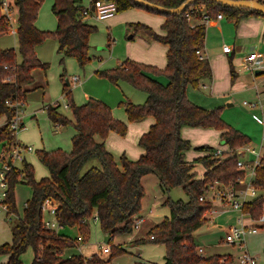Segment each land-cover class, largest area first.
Listing matches in <instances>:
<instances>
[{
	"label": "trees",
	"instance_id": "1",
	"mask_svg": "<svg viewBox=\"0 0 264 264\" xmlns=\"http://www.w3.org/2000/svg\"><path fill=\"white\" fill-rule=\"evenodd\" d=\"M43 1L16 0L21 60H17L13 48H0V116L6 117L5 123L0 126V143L7 151L15 144V137L8 123L15 108L6 101L13 103L24 100L28 91L26 86L32 82V69H46L47 66L37 58L35 45L50 35L58 42L57 52L62 55L60 62L63 63L65 56L74 57L82 67L90 60L88 40L96 27L82 21L83 6L80 5V0H54L51 10L57 18V25L53 32L38 30L34 25ZM110 1L115 2L116 11L135 7L164 16L161 25L164 34H159L142 23L131 24L135 32H145L155 41L167 46L166 65L163 69L125 59L117 67L97 71L112 82L125 80L147 93L143 103L123 104L129 122L139 121L147 116L155 119L149 130L138 139V144L144 148V154L136 160L121 155L118 166L104 143L96 141L95 136L104 139L111 131L124 136L126 122L114 118L110 107L99 99L89 98L85 103L76 105L68 80L64 79L62 93L67 98L72 118L58 111L59 104L48 105L46 112L54 126L71 125L75 129L76 133L71 137L72 149L70 152L60 149L49 151L44 148L36 150L38 160L49 172L48 176L38 180L34 177L33 167L26 160L22 161L20 170L12 168L8 172L7 217L18 216L13 190L17 183L29 185L31 195L25 201L22 216L17 217L12 225L11 243L0 244V256L9 255L8 261L0 264H22L20 256L27 248L33 253L30 264H101V259L95 254L89 258L82 255L62 257L65 249L75 246L77 237H67L44 225L41 208L43 201L46 198L55 200L57 207L54 219L57 225L76 227L82 238L89 233V218L96 215L100 229L111 241L115 235L133 231V217L140 212L141 198L144 195L141 179L150 173L158 177L165 191L182 186L188 199H166L165 202L170 205V216L151 227L148 236L153 235V238H142L135 242L163 244L164 261L159 264H229L233 261L231 255L203 256L198 253L192 235L207 221L205 212L212 207L210 202L200 201L199 197L209 183H232L244 175V170L237 166L235 150L248 144L250 139L221 119L220 106L204 108L186 96L188 85L197 87L200 80L211 77L208 60L200 58L196 53L203 48L205 24L191 25L186 14L195 8L196 12H191V15L201 16L200 10H203L212 19L222 13L227 18H235V23L245 16L264 17V14L254 9L208 0L194 1L180 12H165L134 0ZM144 1L165 8H175L184 0ZM257 1L264 4V0ZM9 29V20L0 16V36ZM149 71L164 74L167 83L161 84L150 78L145 74ZM230 73L232 78L235 77L232 66ZM182 126L219 130L220 138L228 149L220 155H213L211 146L202 145L198 149L206 154L188 161L185 159V151L190 148V142L181 137ZM92 159H97L100 166L92 165L82 172L84 165ZM194 163H200L205 168L201 177L196 176ZM255 183L264 188V157L256 167ZM263 206L264 196L258 195L243 204L242 212L249 214L251 218H258ZM110 250L109 259L126 252L120 246L111 245Z\"/></svg>",
	"mask_w": 264,
	"mask_h": 264
},
{
	"label": "rangeland",
	"instance_id": "2",
	"mask_svg": "<svg viewBox=\"0 0 264 264\" xmlns=\"http://www.w3.org/2000/svg\"><path fill=\"white\" fill-rule=\"evenodd\" d=\"M91 2L92 0H83L84 6L86 8L90 6ZM50 3L51 0H45L41 3L39 16L36 20L37 26L40 29L43 28L42 30L45 32H53L57 24L56 16L50 9ZM17 10L18 7L15 1L13 10L10 13V19L12 23H10V29L8 30L9 32L0 37V46L3 48H13L16 51L17 60L20 61L21 56L19 53V42L17 35V28L19 25L17 21ZM127 10L131 11L129 16L134 15L136 13L135 11L141 10L142 13H146V15L150 17H159L157 16L159 14H154L144 9L135 7L116 11L115 17H117L119 13L128 12ZM102 22L103 21H96V23H94L98 30L96 28V30L93 32L92 39L89 41L91 52L93 53L94 57H92L82 67L78 64L77 60L74 57H66L63 60V63L60 62L61 56H58L59 53L57 52V40L50 35L46 36L40 43L36 44L34 47L37 58L43 61L42 63H45L47 66L46 69H43L42 67H35L31 71V75H35V80L33 79L35 81L34 84L40 86L39 88H36L34 91L29 92V94L26 93L27 95H25L24 106L20 114V118L23 116L21 120L23 122V125L25 126V130H19L16 137L22 143L27 144V146H30L32 148V151L25 152L24 156L26 162L30 163L33 167L34 177L36 179H39L40 177H46L49 174L47 168L38 160L35 152L36 150L45 148L49 151L60 149L65 152H70L72 149L71 135L73 129L71 125L54 128L50 120L48 119L46 108L44 107L49 104L58 102L61 105L60 111L67 117L72 118V112L69 106L64 107L65 104H68L66 96L62 93L63 81H65L64 79H68L69 81V88L71 90L72 99L76 105L86 101L83 100V91L88 92L89 95L91 97H94L95 99L101 100L102 97L108 98V100L112 102L113 105H115L116 112L122 114H125L123 107V102L125 101V99H122V101L119 102L115 101V92L120 93L121 95L124 94V92L126 94H131L132 96L139 95L142 101H132L133 103L139 104L143 103L146 100V92L144 93V91H142L141 89L133 87L129 82L120 80L115 83L109 80L107 77L97 73V71L117 67L118 64L126 58L125 55L124 59H120L115 54L123 50V44L127 42L126 36L130 34L126 33V29L124 28V26L117 25L116 27L109 28L106 27L105 23ZM227 22H229V19H227V17H224V19L219 21L218 27H209L207 25L206 28L209 35V38H207V42H210V40H212L213 43L215 41L218 42L222 38V40H224L228 44H234V39L236 38V28L232 22H229V24H227L228 26L225 27L224 23ZM124 23L125 22H123V24ZM205 24H207V22H205ZM160 26L161 25H159V28ZM12 29H15V37L10 34V30L12 31ZM214 37L216 38L215 41L213 40ZM112 38L115 39V44H117L114 47L111 44ZM236 40V44L238 45H244L245 43H248L247 37H241L239 39L237 38ZM149 72L155 76L161 77V81H164L165 83L166 81H168L167 77L164 74L156 73L154 71ZM61 74H63L62 78L60 77ZM72 75L79 76L78 83H71L70 79ZM254 78H256L257 80L256 83H259L264 80V73L257 75ZM42 84L44 85V88L41 87ZM201 84L202 83H199L197 87H192L189 85L186 87V92L188 94L191 93L189 97L193 98V95H198L199 97L205 99L206 102L203 104V107L205 108L220 106L222 108L220 110V116L226 124H228L232 128L238 129L239 131L247 135L250 138L251 145H253L256 149H258L259 144L262 141L264 147V133L262 124L260 122L261 109L259 106L249 107L247 104L243 103L244 101L247 103H253L259 100L263 103L264 109V99H262L264 98V95L262 94L260 96V99H258L259 97L256 95V91L253 87L243 86L242 88H244V90L239 89L238 91L233 93L230 98L226 100L221 99L219 102L213 103L211 99L207 98V90L202 89ZM260 87L261 86L259 83V89ZM125 88L128 89V92L125 90ZM112 94L114 95V97ZM193 102L196 103L197 101ZM115 118L119 119L116 116ZM3 121L4 118L0 116V124ZM127 122L129 121L127 120ZM189 128H191V131H194L191 132V149L187 150L189 153V157L187 158L190 161L193 160V157L195 156L194 153L198 154V152H201L200 149L192 148L195 144L207 142L205 144H209L210 146H217V148L221 147V145L224 144L221 138H219L218 132H213L216 131L214 129H210V131L208 130L209 128L205 129L203 127L197 128L200 130L192 129L194 127ZM199 134H203L201 139L198 136ZM126 135L129 136V142L131 143L133 131H131L130 128ZM1 152L2 144L0 143V157L2 154ZM263 154L264 151L262 152L261 157L263 156ZM254 159V157L251 158V160ZM116 160L119 162V157H116ZM14 165L20 170L22 167V161L17 160ZM92 165L99 167L100 163L97 159L89 160L84 165L82 172H84ZM194 168L196 170V175L201 176L200 174L203 170V167L199 163H195ZM142 186L144 189V195L141 198L140 211L142 214L148 213L149 219L156 224L159 223L163 218L170 216V205L165 202L166 199L169 198L171 201H176L177 199L186 201L188 199V196L182 186H176L171 188L169 191H165L162 188L157 176L152 173L143 177ZM13 190L18 216L10 215L9 217H6V213H4L3 211L0 212V244L11 243L12 225L17 217L22 216L24 203L30 197L31 193L29 185L25 183H17L14 186ZM263 213L264 212L262 207L261 214L259 216H261ZM205 215L208 220L202 226L196 229L192 235L193 241L197 246L196 248H202L204 252L202 253L203 255L205 253H216L221 255L231 254L234 260L229 264H239L237 256L240 254L241 250H239L238 247L233 244L226 243L224 239L226 229H228L229 226L237 224V219L241 216V211L223 207L220 203L215 202L212 207L205 212ZM43 218L55 221L54 217L47 212H43ZM259 224L261 223L255 222L251 225L260 226ZM53 229L56 230L59 234L63 233L67 237L75 236L77 234L76 230L71 232L69 228L59 227L58 225L53 226ZM89 229H91V231L89 233L90 236L88 237V242H90L91 251L96 250L100 245L109 244V246H120V244H122L121 240L127 238L115 236L111 241H109L110 237L100 229L98 220H94L93 216L89 218ZM244 241L245 247L242 250H247L249 255L256 259L257 264H264V227H258L257 233L246 234ZM139 250H141V252L143 250L144 259L157 262H161V260H163V255L165 254V247L163 244L151 242H147L145 246H143V249H141L140 246ZM83 253L87 252L84 251ZM136 253L137 251H126L120 255H117L112 258V264H130L131 262H133ZM32 255V250L28 248L21 255L22 264H30L32 261ZM8 258V254H3L2 256H0V262L5 263L8 261ZM106 263H108V260H105L101 264Z\"/></svg>",
	"mask_w": 264,
	"mask_h": 264
},
{
	"label": "crops",
	"instance_id": "3",
	"mask_svg": "<svg viewBox=\"0 0 264 264\" xmlns=\"http://www.w3.org/2000/svg\"><path fill=\"white\" fill-rule=\"evenodd\" d=\"M8 1L10 2L11 0H8ZM53 2H54V0H51L50 9L52 8ZM80 5L83 6L82 18H81L82 21H84L90 25H94L95 27H96V25L94 23H96V21L97 22L103 21L102 23H105V26L109 27V28H113V27H116L117 25H120V26H124L127 34L130 33L129 35H131L130 36L131 38H129V35L126 36L127 42H125L123 44V50L118 52L117 54H115L117 57H119L120 59H122V58L124 59L125 58L124 56L126 55L125 59H131L133 61L145 64V65H149V66H152V67H155L158 69H162L165 67L167 46L158 42V41H155L145 32H142V31L135 32V30L131 26V24H133V23H142L144 25H147V26L153 28L157 33L164 34V31L161 29V26L159 28V25H162V23L164 21L163 15L159 14V15H157L159 17H150V16L146 15V13H142L140 10V11H135L136 13L134 15L129 16L131 11L127 10L128 12L119 13L117 17H115V13H114V15L111 17H108V18L103 19V20H98V19L94 18L88 12L89 10H91L92 2L90 3V6L86 8L84 6L83 0H80ZM40 7L38 10L36 20L39 16ZM200 12H201V16L199 14L192 15V17L190 19L191 25L197 24V23L205 24V21L202 19V15L204 14V12H203V10H200ZM154 14H156V13H154ZM224 17L225 16L223 15L222 18H220V19L212 18L207 22V24H205V36H204V40H203V48L200 50L199 55L201 58H205L208 60V63L210 65V69H211V77L210 78H203L202 80H200L199 83H202L201 88L204 90H207L206 96H207V98L211 99L213 103H217L221 99L226 100V99L230 98V96L233 93H235L236 91H238L239 89L244 90V88H242L243 86L253 87L256 91V95L259 97L258 99H260V96L262 94L264 95V80L259 82L260 86H261L259 89V83H256L257 80L254 77L257 75H260V74L251 73L249 70L244 68L243 67V59H244L245 55L248 54L249 52H251L252 50H256V51H260V52L264 53V17L249 15V16H245V17L240 18L237 23H235V18H231V19L227 18V19H229V22H232L236 28V30H235L236 38L234 39V41H235L234 44L230 45L227 42H225L224 40H222V38H221V40H219L217 42V41H215V39H216L215 37L213 39L215 41L214 43L212 42V40H210V42H207V38H209V35L207 33L206 26L208 25L209 27H218L219 21L224 19ZM36 20L34 22L35 27L38 30L43 31L42 30L43 28L40 29L37 26ZM123 22H125V23L123 24ZM229 22L224 23V26L225 27L228 26L227 24H229ZM97 30H98V28H97ZM10 32H11L10 34L13 37H15V34H16L15 29H12V31L10 30ZM92 37H93V32L89 36V40H88L89 48L91 47L89 41L92 39ZM241 37H247L248 43H245L244 45L236 44V42H237L236 39L237 38L239 39ZM115 43H116L115 39L112 38L111 44L113 45V47L117 45ZM224 44L229 45L231 47L230 52H224L222 50V46ZM112 45H110V46H112ZM57 47H58V42H57ZM0 48L5 49L1 46H0ZM89 48H88V55L91 59L92 57H94V55L91 52V48L90 49ZM113 51H114V48H113ZM58 56H62V55L58 54ZM66 57L67 56L63 57V60ZM209 57H210V59H209ZM41 62H43V61H41ZM120 63L118 64V66L120 65ZM231 66L233 67V71L235 73V77H233V78H232V75L230 73V67ZM145 74L147 76H149L150 78L160 82L161 84L167 83V81H166V83L164 81H161V79H160L161 77L155 76V75L151 74L150 72H145ZM73 76L77 77V81L72 80ZM72 77L70 79L72 84L79 82V76L78 75H72ZM33 79L35 80V75L34 76L32 75V81L33 82L29 83L26 86V88L28 89L27 94H29V92H31V91H34L36 88H39V86H40V85L38 86V85L34 84L35 81ZM68 84H69V81H68ZM43 86L44 85L42 84L41 87H43ZM125 90L128 92L127 88H125ZM145 94H146V98H147V93H145ZM189 95H191V93L188 94L186 92V96L189 99H192L191 100L192 102L197 101L196 102L197 104L195 102H193V103H195L196 105H199V106L202 105L201 107H203V104L206 102L205 99H203L202 97H199L198 95H196V96L193 95V98H190ZM82 96H83V100H86V101L89 98H94V97H91L89 95V93L85 92V91H83ZM113 97H114V95H113ZM115 97H114L115 101H118V102L122 101V99H125V101L123 103L132 102V101L133 102L142 101L141 97L139 95H133L132 96L131 94H126L125 92L122 95L120 93L115 92ZM102 99H101V101H103L106 105H108L110 107L111 113H112L114 118L116 116L119 118L118 120L127 122L126 114H122L119 112L117 113L116 109H115V105H113L112 102H110L108 100V98L102 97ZM262 99H264V98H262ZM86 101H84L83 103H85ZM83 103H81V104H83ZM56 104H59L58 111H60V107H61L60 103L55 102V103L49 104V105L54 106ZM77 105H80V104H77ZM47 106H44V107L46 108ZM66 106L67 105L65 104L64 107H66ZM124 113H125V111H124ZM262 114L264 116V109H263V111L261 110V117H262ZM2 117L4 118V121H5L6 117L5 116H2ZM68 118H70V117H68ZM4 121L0 124V126L4 123ZM154 121H155V119L152 116H147L144 119L139 120V121L127 122L126 123L127 124L126 134L129 130V128L131 131H133L131 143L129 142V136L128 135L125 134L126 136L125 135L120 136L116 132H112V131L108 133L107 137L104 140L101 139L97 135L95 136V139L98 142L104 143L106 150L109 151L113 155L114 160L116 161L118 166H120V160L118 162L116 160V157L120 158L121 155H125V157H127L130 160H136L141 155L144 154V148L138 144V139L143 133H145L149 130V127L154 123ZM52 126L54 128L62 127L59 125L54 126L53 124H52ZM189 127L190 126H182L180 129V135L182 138H184L190 142L191 141V132H194V131H191V128H189ZM197 128H201V127H194L192 129L200 130ZM23 129L25 130V126L23 127ZM72 129H73L72 130L73 132H72L71 137L76 133V131L73 127H72ZM205 129H207V128H205ZM210 129H213V128H209L208 130H210ZM208 130H206V131H208ZM214 130H216V129H214ZM213 132H215V133L218 132V136L220 138V131L219 130H216ZM202 135L203 134L198 135L200 137V139H201ZM263 139H264V137H263ZM262 142L259 144V147H258V149L260 150V154H262V152L264 151V147H263ZM20 143H22V142L20 141ZM134 143H135V145H134ZM205 143H207V142H204V143L201 142L200 144H195L192 148L198 149L202 145H209V144H205ZM22 144L27 146V144H24V143H22ZM28 147H30V146H28ZM211 147L213 150H217V149L220 150L221 149V151L228 149V147L225 143L223 145H221V147H218V148H217V146H211ZM247 147L255 148L253 145H251V141H249L248 144H246L242 147H239L236 150H237V152H240L239 156L242 159L251 161V158L254 157V155L249 153L248 151H246ZM189 149H191V147ZM31 151H32V148L28 152H31ZM203 154H206V152L204 153V151H201V152H198V154L194 153L195 156L193 157V160L196 157H199ZM187 157H189V153L186 150L185 151V159L190 161ZM262 157H264V154ZM194 165H195V163H194ZM193 170H194V172L196 171L195 168H193ZM204 171H205V168L203 167V170L200 174L201 176L203 175ZM144 176H146V175H144ZM201 176H197V177H201ZM143 177H142V179H143ZM142 179H141V183H142ZM36 180H38V179H36ZM30 195H31V193H30ZM240 217L242 218V221L247 225H251V224L255 223L254 219H251L250 215L247 213H242V215ZM240 217H238V219ZM133 219H134V221L139 222V226L137 229H134L129 234L115 235L118 237H127V238L121 240L122 244H120V242H119L120 247L124 248L128 252L137 251V253L135 254V258L133 259V262H131L130 264H134V263H138V262L144 263V264L162 263L164 260H161V262H157V261H153V260L144 259L143 258L144 252H143V250L141 252V250H139V248L141 246V249H143V246H145L146 243L135 242V240L149 237L150 235L148 236V232L151 229V227H153L156 223L152 222L149 219L148 213L142 214L141 211L139 213H137L133 217ZM248 222H250V223H248ZM263 224L264 223H261L259 225L262 226ZM256 226L260 227L258 225H256ZM262 227H264V226H262ZM66 228H69L71 232H73L74 230L77 231V234L75 236H70L71 238H75V237H78L80 235L79 231L77 230L76 227H66ZM90 231H91V229H89V233H90ZM89 233H88V235L84 236V238H82L81 241H77V244H75L74 247L65 249L62 257L67 258V257H70L72 255H82L83 257L89 258L92 254H96L101 259V263L104 262L105 260H108V263H106V264H112V261H113L112 258L109 259L111 250L108 253H101L100 252L101 247H103L105 245L98 246V248L96 250H92V251L90 250L91 245H90V242H88V239H89L88 237L90 236ZM106 245H109V244H106ZM84 251L87 253H83ZM202 253H204L203 249H202L201 254ZM214 254H216V253H205L204 255L203 254L202 255L203 256H209V255H214ZM216 255H221V254H216ZM222 255H231V254H222ZM32 258H33V255H32ZM232 258H233V256H232ZM20 259H21V256H20ZM163 259H164V255H163ZM83 264H87V263H83Z\"/></svg>",
	"mask_w": 264,
	"mask_h": 264
},
{
	"label": "built area",
	"instance_id": "4",
	"mask_svg": "<svg viewBox=\"0 0 264 264\" xmlns=\"http://www.w3.org/2000/svg\"><path fill=\"white\" fill-rule=\"evenodd\" d=\"M16 0H0V16L6 17L9 22L11 23L10 13L13 10V5ZM93 9L89 10L88 12L96 19L103 20L108 17H111L116 12V4L114 1L110 0H95L92 3ZM191 12H196L194 8ZM191 12L186 14V18L190 21L192 15ZM222 14L218 13L216 15L217 19L222 18ZM202 19L205 22H208L211 18L207 14L202 15ZM222 50L224 52H230L231 47L229 45L224 44L222 46ZM198 55L200 51L196 52ZM200 56V55H199ZM201 58V57H200ZM243 67L249 70L251 73H254L255 70L260 69L262 73H264V53L260 51H251L245 55L243 59ZM73 81H77V77H72ZM11 107L15 108L14 115L9 119V128L12 130L13 135L15 137V144H12L10 147L11 149L7 151L5 148L2 147V154L0 157V212L6 213L8 211V183H9V175L8 172L12 168H17L14 163L17 160L23 161L25 160L24 153L31 150L30 147L23 145L17 139L16 135L17 132L23 129L24 125L20 118V114L22 108L24 106V100H18L13 103L6 101ZM249 107H256L259 106L260 109L263 111V103L259 100L253 103H247ZM262 124L263 133H264V116L260 119ZM19 141V142H18ZM246 151L254 155V160L248 161L242 159L239 156L240 152L235 151L238 159H237V166L239 169L244 170V175L239 177L236 182L232 183H221L220 181H214L209 183L203 192V194L199 197L200 201H207L210 202L212 205L215 202L220 203L223 207H227L233 210H240L241 215L242 213V206L245 202L250 201L251 199L257 197L258 195L264 196V188L259 187L255 183V175H256V167L261 163V154L260 150L256 148L247 147ZM213 155H220L222 153L221 150L217 149L214 150ZM18 169V168H17ZM57 207V202L52 198H46L42 203V212H47L51 216L54 217L55 209ZM264 212V206H263ZM251 217V216H250ZM94 220H98L97 216H93ZM253 219V218H251ZM255 222L264 223V213L259 216V218L254 219ZM44 225L49 228H53V226L57 225L55 221H51L49 219L43 218ZM139 226L138 221H134V229H137ZM256 225H247L242 221L240 217L237 219V224L229 226L226 229L225 239L224 241L229 244H233L241 250L240 254L237 256V260L240 264H257L256 259L249 255L247 250H242L245 247V235L252 234L257 232ZM153 238V235L149 236ZM82 237L79 235L77 237V241H81ZM198 253L201 254L202 249H197ZM101 253H108L110 252V246L105 245L100 249Z\"/></svg>",
	"mask_w": 264,
	"mask_h": 264
},
{
	"label": "water",
	"instance_id": "5",
	"mask_svg": "<svg viewBox=\"0 0 264 264\" xmlns=\"http://www.w3.org/2000/svg\"><path fill=\"white\" fill-rule=\"evenodd\" d=\"M135 2H138L140 4H144L147 5L149 7L158 9V10H162L165 12H180L182 11L187 5H189L190 3L197 1V0H184L181 4H179L177 7L175 8H165L156 4H152V3H148L144 0H134ZM208 1H213V2H218V3H222L225 5H230V6H236V7H244V8H249V9H254L257 11H260L264 14V4L258 2L257 0H208ZM91 9H93V6H91ZM131 35H129V38ZM255 74H261L262 70L257 69L254 71Z\"/></svg>",
	"mask_w": 264,
	"mask_h": 264
}]
</instances>
